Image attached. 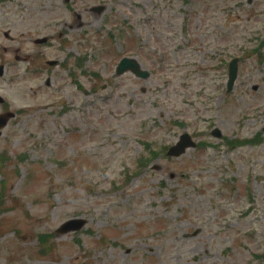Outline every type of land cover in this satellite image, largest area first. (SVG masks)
I'll list each match as a JSON object with an SVG mask.
<instances>
[{"label":"rangeland","instance_id":"obj_1","mask_svg":"<svg viewBox=\"0 0 264 264\" xmlns=\"http://www.w3.org/2000/svg\"><path fill=\"white\" fill-rule=\"evenodd\" d=\"M73 1H0V112L17 113L0 136V264H264V0ZM38 36L48 58L83 55L77 108L72 87L19 77L14 47ZM124 56L149 76L116 75ZM183 132L203 144L166 157ZM75 217L83 229L56 232Z\"/></svg>","mask_w":264,"mask_h":264},{"label":"flooded vegetation","instance_id":"obj_2","mask_svg":"<svg viewBox=\"0 0 264 264\" xmlns=\"http://www.w3.org/2000/svg\"><path fill=\"white\" fill-rule=\"evenodd\" d=\"M251 1L248 0V3H250ZM15 42V40H14ZM31 44V53L27 54V56H25L23 60H17L18 62H22L23 64H25L26 66L24 67V71L22 72V75H31L33 77H35L36 80L41 81L44 80V87L49 88L51 86V83L56 85V90H60L63 91L66 89V85L64 83H62V80H65V74L66 73H74L77 72L78 70L75 69L74 66H72L70 69L67 68L66 63L64 62V60L60 59V58H48L46 57V49L49 48L50 46V42L47 39V42L45 44H36L34 42V40H32V42H30ZM4 51H6V49H4ZM15 52L17 54V56H19V50L15 51V47H14V59H15ZM67 56V55H66ZM73 59L74 65L76 67H81V61L80 59L76 58L75 56H73V54L70 56ZM49 60V61H48ZM56 61L55 63H50ZM1 63V62H0ZM17 63H15L16 65ZM51 64V65H49ZM18 73V72H16ZM78 74V73H77ZM77 74H75V76L77 77ZM46 80L49 81L48 84H46ZM57 81V82H55ZM61 81V82H59ZM74 82V81H72ZM77 83H78V78H77ZM77 86V84H76ZM80 87V86H79ZM39 90V89H38ZM78 88L75 89V92H73V99H71L72 103L70 104V106H75L77 108L78 103H74V101H78L77 100V96L79 95L78 93ZM81 92H83L81 90Z\"/></svg>","mask_w":264,"mask_h":264},{"label":"water","instance_id":"obj_3","mask_svg":"<svg viewBox=\"0 0 264 264\" xmlns=\"http://www.w3.org/2000/svg\"><path fill=\"white\" fill-rule=\"evenodd\" d=\"M236 63H237V60L234 59L229 64V71H228L229 80H228V84H227L228 90H231V88L233 86V82H234L236 75H237ZM127 69H131L132 72H134L136 74V76H138V77L144 78V77H147V75H148L147 72H141L139 70L137 64L133 60H129V59H123L120 62V64L118 65L117 74H120ZM1 74H2V69L0 67V75ZM1 102H2V98L0 97V103ZM13 116H14V114L9 113V112L5 113V114H1L0 115V128L5 126L8 119L13 117ZM216 133H217V136H219V133L218 132H216ZM194 145L195 144L192 142L190 136L188 134H183L180 136L179 141L174 146L169 148L167 154L169 156L178 157L185 152L186 148L194 147ZM84 225H85V221L82 219H77V218L71 219V220H68L67 222H65L64 224H62V226L60 227L58 232L66 233L68 231L79 230Z\"/></svg>","mask_w":264,"mask_h":264}]
</instances>
